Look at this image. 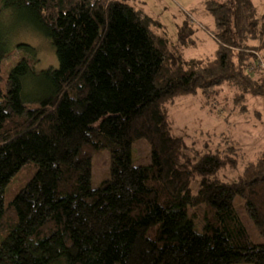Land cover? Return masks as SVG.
<instances>
[{
	"label": "trees",
	"instance_id": "trees-1",
	"mask_svg": "<svg viewBox=\"0 0 264 264\" xmlns=\"http://www.w3.org/2000/svg\"><path fill=\"white\" fill-rule=\"evenodd\" d=\"M205 10L218 48L187 59L191 20L174 44L138 0H0V20L12 17L0 25V84L4 60L23 56L0 86V264H264V243L234 205L244 200L264 237V150L245 163L223 135L216 150L200 149L170 116L176 99L225 87L244 111L248 96L264 98V0H207ZM13 27L46 37L59 67L37 72L34 47L13 51ZM138 139L151 145L149 166L132 163ZM103 149L110 178L94 189ZM31 162L35 174L6 205ZM241 164L237 178L220 176ZM190 208L206 214L201 232Z\"/></svg>",
	"mask_w": 264,
	"mask_h": 264
},
{
	"label": "rangeland",
	"instance_id": "rangeland-1",
	"mask_svg": "<svg viewBox=\"0 0 264 264\" xmlns=\"http://www.w3.org/2000/svg\"><path fill=\"white\" fill-rule=\"evenodd\" d=\"M145 10L154 19L163 24L162 33L167 35L174 44L178 43V29L185 20H191L194 29L192 42L189 47L181 48L187 59H204L214 56L218 43L213 37L215 31L214 19L205 10L207 0H138ZM262 0H254L261 7ZM0 25L11 24V13L5 11ZM13 23V22H12ZM14 26V25H13ZM11 45L13 51L18 44H28L37 50L38 62L35 65L37 72L59 67V61L50 41L28 27L11 28ZM22 54L16 52L5 59L2 66L3 80L0 84L5 87L8 75L16 63L22 59ZM219 96L214 95L206 98L202 94L183 96L170 105V116L175 135L184 136L190 144H195L200 149L208 148L214 151L221 143V136L231 138L239 147L245 158V163L255 161L261 151L264 150V98L248 96L246 100L247 110L242 107L236 108L233 95L235 91L225 87L220 90ZM216 96V97H215ZM215 97V98H214ZM224 146L221 147L223 149ZM132 163L134 165L149 166L152 163L151 145L146 139L135 140L132 150ZM93 178L92 187L97 189L101 183L110 178L111 154L108 149L98 151L92 163ZM244 169L241 164L236 171L226 170L220 176L227 180L237 178ZM36 172L33 162L16 175L7 186L5 204L8 205L23 187L28 179ZM193 191L198 188V182L191 184ZM244 200L237 196L234 205L236 211L246 226L252 240L256 244H263L261 236L253 221L245 211ZM204 206L197 209H203ZM189 209V215L195 224V230L202 231L204 210ZM194 212L197 215L193 217Z\"/></svg>",
	"mask_w": 264,
	"mask_h": 264
},
{
	"label": "built area",
	"instance_id": "built-area-1",
	"mask_svg": "<svg viewBox=\"0 0 264 264\" xmlns=\"http://www.w3.org/2000/svg\"><path fill=\"white\" fill-rule=\"evenodd\" d=\"M261 66H263V68H264V61L261 62Z\"/></svg>",
	"mask_w": 264,
	"mask_h": 264
}]
</instances>
